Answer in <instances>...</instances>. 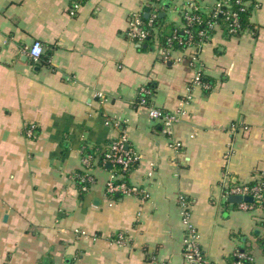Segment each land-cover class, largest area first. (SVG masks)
<instances>
[{
	"label": "crops",
	"instance_id": "0c3cea01",
	"mask_svg": "<svg viewBox=\"0 0 264 264\" xmlns=\"http://www.w3.org/2000/svg\"><path fill=\"white\" fill-rule=\"evenodd\" d=\"M72 1L0 0V264H186L180 197L208 264L249 246L264 264V211L228 201L264 180V0L251 32L216 27L195 62L191 50L167 57L158 29L144 43L127 35L144 0H87L75 15ZM175 8L167 21L180 26ZM198 67L210 89L193 84ZM149 106L184 112L173 134ZM121 134L139 155L126 179L145 198L108 194L112 167L98 157L87 190L78 177L81 150Z\"/></svg>",
	"mask_w": 264,
	"mask_h": 264
},
{
	"label": "built area",
	"instance_id": "2783aa9c",
	"mask_svg": "<svg viewBox=\"0 0 264 264\" xmlns=\"http://www.w3.org/2000/svg\"><path fill=\"white\" fill-rule=\"evenodd\" d=\"M87 0H73L70 8V14L75 15L80 9L82 4ZM167 0H144L142 7L139 11L131 12L129 16V26L127 35L137 40L139 43H144L147 41L151 35H154L157 27L155 26V19L159 9L163 7V4ZM205 0H172V4L176 6V11L181 17V27H183L184 36L181 37L178 34V29H175L172 35L167 39L166 53L168 54L174 50H191V56L193 61H197V56L201 52L204 44L210 40L211 34L209 29H215L219 27L220 24L217 20L218 15L223 14L230 21L228 24L227 33L230 35H242L247 32H251L250 29H243L240 22L239 11L233 9L234 3L240 4L241 10H244L249 2L246 0H212L209 5H205ZM259 5L257 4L256 7ZM150 8L149 16L145 17L147 9ZM211 11L212 18L204 21V19L197 14V12H208ZM194 26H202L200 28H192ZM178 45V47H177ZM43 44L40 40L33 41L29 48L28 54L34 60L38 61L43 54ZM203 69H197L193 84L203 87V89H210L212 86L211 81H203ZM144 93L149 91L143 88ZM99 96L105 98L104 93H99ZM142 104H146L147 100L142 98L140 100ZM184 112L182 110H176L173 112H167L160 108L149 106L148 115L155 120L160 121L163 124V131L169 135L173 134V128L178 123L183 116ZM111 119H107L106 124L110 123ZM118 124V122H117ZM119 126V125H117ZM33 134V129L29 131V135ZM173 147L178 149L181 143L178 141L173 142ZM83 152L82 164L83 172L78 175L83 186V190H87L91 184L94 183L95 177L92 174V169L94 167L96 157L93 155ZM139 155L129 147L128 140L125 134L113 142V145L103 158V165H111V175L106 184V191L110 195L120 194L125 196L131 193H137L143 195V192L136 186H132L126 179L127 173L130 171L133 163L137 162ZM263 181L258 182V185L249 186L248 184H240L233 187L230 190L232 195H242L253 197V202L241 203L240 206L253 210L256 209L254 201L257 199L260 202L263 198V193L260 184ZM145 198L146 195H143ZM180 204L182 207V219L186 226L185 237H184V256L186 264H208V261L203 252L200 243V233L195 225L190 221V208L187 201L180 197ZM261 209L260 207H258ZM264 211V209H261ZM76 233L84 234L80 230H76ZM117 242L119 244H125L127 239L124 234H119ZM237 260L233 264H243L244 259L253 261V257L246 252L237 251ZM49 264V263H47ZM52 264V263H51ZM60 264H67L63 260Z\"/></svg>",
	"mask_w": 264,
	"mask_h": 264
},
{
	"label": "trees",
	"instance_id": "16d2710c",
	"mask_svg": "<svg viewBox=\"0 0 264 264\" xmlns=\"http://www.w3.org/2000/svg\"><path fill=\"white\" fill-rule=\"evenodd\" d=\"M252 3L247 5L245 7L244 10H241V6L240 4H236L234 3L233 5V9L234 10H237L239 11V15H240V22L242 24V27L243 29H250V30H253V24L250 22V18H251V15H252V7H253V4L255 3V0H250ZM166 4L169 5V8L166 7ZM172 8V0H167L164 4H163V7H161L159 9V12L157 14V18L155 19V26L157 27L158 29V32H159V41L161 43V46H162V49L165 50L166 49V46H167V39L172 35L173 31L175 29H178V34L179 36L183 37L184 36V32H183V27L181 26H177V25H174V24H171L167 21V11H169L170 9ZM161 12H165V16L161 17L160 16V13ZM197 14H199L203 19L204 21L212 18V13L211 11H208V12H197ZM217 20L220 24V26H222L223 28L226 29V32H227V29H228V24H229V20L227 19V17L223 14H220L218 15L217 17ZM202 26H194L192 28H200ZM196 30V29H195ZM214 32V29H209V33L212 35ZM153 34L151 35L150 38H152ZM178 47V45H177ZM203 81H211L210 78L208 77H205L203 76ZM208 91V90H207ZM144 94V93H143ZM149 94H144V96H142V98H145L147 100V103L150 104V100H149ZM141 98V99H142ZM115 140H113L109 147H108V150H105V151H102L101 149L99 148H88V147H85V153H88V154H91L93 155V157H98L100 162H102L103 158H105L106 154L108 153V151H110L112 145H113V142ZM136 164L133 163L131 167H133L134 165ZM249 186H255V185H258L257 182H251V183H248ZM261 186V189H262V193L264 194V180L263 182L260 184ZM114 198H117L119 196H121L120 194H116V195H113ZM254 205H255V208H258L260 207L261 209H264V195H263V198L260 202H258V200L256 199L254 201ZM259 226H263L264 227V218H262L259 222ZM256 237L258 239V241L260 242V244L262 245L263 249H264V238L261 237L260 234H256ZM251 248V246L249 247H244V248H241L239 249L240 252H246L248 253L250 256L253 257L252 253L249 251ZM238 258L237 256H234L233 258V261H236ZM243 264H255L253 261H250L248 259H244L243 260Z\"/></svg>",
	"mask_w": 264,
	"mask_h": 264
},
{
	"label": "water",
	"instance_id": "95a60500",
	"mask_svg": "<svg viewBox=\"0 0 264 264\" xmlns=\"http://www.w3.org/2000/svg\"><path fill=\"white\" fill-rule=\"evenodd\" d=\"M166 7L169 8V5L166 4ZM149 11H150V8L147 9V11L145 13V17L149 16ZM160 16L161 17L165 16V12H161ZM228 201L230 203H237V204H241V203H244V202L251 203V202H253V197H251V196H242V195H231L229 197Z\"/></svg>",
	"mask_w": 264,
	"mask_h": 264
}]
</instances>
